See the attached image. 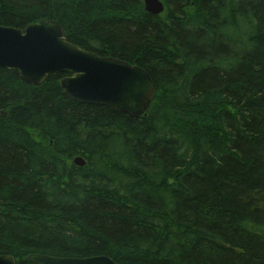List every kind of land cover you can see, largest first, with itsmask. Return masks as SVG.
<instances>
[{"label":"trees","instance_id":"obj_1","mask_svg":"<svg viewBox=\"0 0 264 264\" xmlns=\"http://www.w3.org/2000/svg\"><path fill=\"white\" fill-rule=\"evenodd\" d=\"M160 1L0 0L156 84L132 118L0 68L1 255L264 264V0Z\"/></svg>","mask_w":264,"mask_h":264},{"label":"water","instance_id":"obj_2","mask_svg":"<svg viewBox=\"0 0 264 264\" xmlns=\"http://www.w3.org/2000/svg\"><path fill=\"white\" fill-rule=\"evenodd\" d=\"M146 12L164 11L160 0H144ZM0 68L17 72L29 84L42 85L50 75H66L61 81L65 95L79 104L103 106L132 118L146 113L156 84L141 67L103 57L70 43L63 27L44 19L25 28L0 26ZM74 164L83 167L81 157ZM32 264H117L106 256L61 258L30 254ZM0 264H17L11 255L0 254Z\"/></svg>","mask_w":264,"mask_h":264},{"label":"flooded vegetation","instance_id":"obj_3","mask_svg":"<svg viewBox=\"0 0 264 264\" xmlns=\"http://www.w3.org/2000/svg\"><path fill=\"white\" fill-rule=\"evenodd\" d=\"M162 13H163V12H162ZM162 13H161V14H162Z\"/></svg>","mask_w":264,"mask_h":264}]
</instances>
